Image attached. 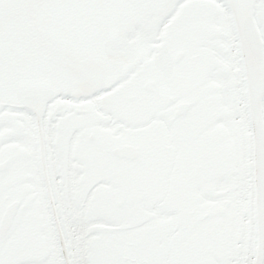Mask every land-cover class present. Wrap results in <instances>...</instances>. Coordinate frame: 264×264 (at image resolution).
I'll use <instances>...</instances> for the list:
<instances>
[{
	"label": "snow or ice",
	"instance_id": "1",
	"mask_svg": "<svg viewBox=\"0 0 264 264\" xmlns=\"http://www.w3.org/2000/svg\"><path fill=\"white\" fill-rule=\"evenodd\" d=\"M0 264H264V0H0Z\"/></svg>",
	"mask_w": 264,
	"mask_h": 264
}]
</instances>
